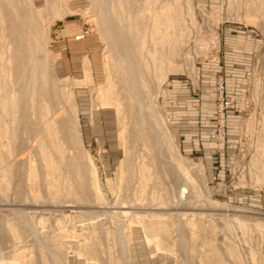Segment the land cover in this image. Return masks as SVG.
<instances>
[{
    "label": "rangeland",
    "instance_id": "rangeland-1",
    "mask_svg": "<svg viewBox=\"0 0 264 264\" xmlns=\"http://www.w3.org/2000/svg\"><path fill=\"white\" fill-rule=\"evenodd\" d=\"M0 109V264H264V0H0Z\"/></svg>",
    "mask_w": 264,
    "mask_h": 264
},
{
    "label": "bare ground",
    "instance_id": "bare-ground-1",
    "mask_svg": "<svg viewBox=\"0 0 264 264\" xmlns=\"http://www.w3.org/2000/svg\"><path fill=\"white\" fill-rule=\"evenodd\" d=\"M100 1H101V0H100ZM133 6H134V5H133ZM134 9H135V7H134ZM114 30H115V29H114ZM118 30H119V29H118ZM110 31H111V30H110ZM117 33H118V32H117ZM121 33H122V32H121ZM117 35H118V34H117ZM132 35H133V34H132ZM124 36H125V35H124ZM131 37H132V36H131ZM142 37H143V36H142ZM136 38H137V36H136ZM121 39H122V37H121ZM133 40H135L134 37H133ZM118 41H119V39H118ZM134 42H135V41H134ZM139 42H140V41H139ZM123 44H124V43H123ZM156 46H157V45H156ZM125 51H126V50H125ZM125 51H124V52H125ZM151 54H152V53H151ZM156 55H157V54H156ZM42 65H43V64H42ZM125 75H126V74H125ZM9 78H10V77H9ZM112 84H113V83H112ZM122 84H123V83H122ZM32 93H33V92H32ZM126 94H127V93H126ZM10 95H11V93H10ZM5 97H6V96H5ZM125 98H126V97H125ZM113 99H115V98H113ZM133 99H134V98H133ZM31 100H32V99H31ZM105 101H106V100H105ZM115 101H116V100H115ZM108 102H109V101H108ZM114 104H115V103H114ZM115 105H116V104H115ZM2 108H3V107H2ZM6 108H7V107H6ZM3 109H5V108H3ZM24 109H25V108H24ZM0 110H1V109H0ZM30 110H31V109H30ZM1 111H2V110H1ZM1 111H0V112H1ZM31 111H32V110H31ZM41 112H42V111H41ZM41 112H40V114H41ZM41 115H42V114H41ZM42 118H43V117H42ZM0 119H1V116H0ZM137 124H138V123H137ZM5 127H6V126H5ZM1 131H3V130H1ZM4 131L7 132V130H5V128H4ZM4 131H3V132H4ZM6 132H5V134H7ZM3 135H4V134H3ZM145 135H146V134H145ZM178 199H179V198H178Z\"/></svg>",
    "mask_w": 264,
    "mask_h": 264
}]
</instances>
